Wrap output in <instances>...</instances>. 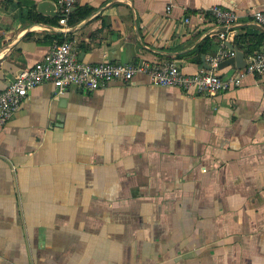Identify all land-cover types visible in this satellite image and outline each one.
Instances as JSON below:
<instances>
[{"label":"crops","instance_id":"0c3cea01","mask_svg":"<svg viewBox=\"0 0 264 264\" xmlns=\"http://www.w3.org/2000/svg\"><path fill=\"white\" fill-rule=\"evenodd\" d=\"M213 5L235 10L245 61L264 0H77L66 27L54 0H0V90L62 41L84 62L207 71ZM0 264H264V74L215 96L143 75L32 89L0 126Z\"/></svg>","mask_w":264,"mask_h":264},{"label":"built area","instance_id":"2783aa9c","mask_svg":"<svg viewBox=\"0 0 264 264\" xmlns=\"http://www.w3.org/2000/svg\"><path fill=\"white\" fill-rule=\"evenodd\" d=\"M59 24L67 26L71 11L77 0H54ZM213 22L221 27L218 37V51L208 57L209 70L195 74H184L174 61L153 64L141 60L138 63H113L107 60L98 63L84 62L77 59L71 41L55 43L43 58L31 68L15 76L7 86L0 90V126L4 125L18 110L22 101L35 87L50 83L57 93L63 94L71 86L82 90L94 91L106 88L113 82L130 84L137 75L147 77L152 86L172 87L186 94H207L215 96L240 86L247 75L264 74V39L258 49L248 55L245 66L229 78H221L216 72L219 64L236 52L228 49L234 40L231 29L238 16L233 8L213 5L208 8ZM253 21L264 28V10L251 12Z\"/></svg>","mask_w":264,"mask_h":264},{"label":"water","instance_id":"95a60500","mask_svg":"<svg viewBox=\"0 0 264 264\" xmlns=\"http://www.w3.org/2000/svg\"><path fill=\"white\" fill-rule=\"evenodd\" d=\"M229 48H231L230 45H229ZM226 65H235L238 69L243 68L245 66L243 54L240 52H236L234 57H231L221 62L218 67L226 66Z\"/></svg>","mask_w":264,"mask_h":264},{"label":"trees","instance_id":"16d2710c","mask_svg":"<svg viewBox=\"0 0 264 264\" xmlns=\"http://www.w3.org/2000/svg\"><path fill=\"white\" fill-rule=\"evenodd\" d=\"M59 43V42H58Z\"/></svg>","mask_w":264,"mask_h":264}]
</instances>
